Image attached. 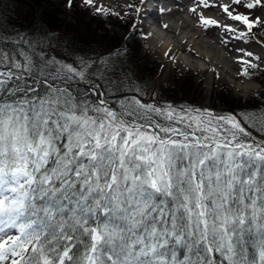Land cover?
<instances>
[{"label":"snow or ice","instance_id":"6c2138e0","mask_svg":"<svg viewBox=\"0 0 264 264\" xmlns=\"http://www.w3.org/2000/svg\"><path fill=\"white\" fill-rule=\"evenodd\" d=\"M64 2L122 20L133 13L143 19L151 0L122 11L97 0ZM216 7L232 23L198 11ZM254 10L264 13V0H193L188 8L205 32L225 34L222 44L264 46V15ZM170 11L156 9L160 16ZM234 51L233 79H259L264 58ZM18 55L22 61L0 52V264H213L215 252L243 264L238 237L245 225L260 230L264 259V139L249 131L259 117L145 103L140 87L117 101L118 113L105 100L93 105L69 93L72 77L97 74L91 64L56 62L49 72L45 62ZM164 55L177 62L171 47ZM210 71L222 78L216 67ZM249 98L264 101V92Z\"/></svg>","mask_w":264,"mask_h":264},{"label":"trees","instance_id":"16d2710c","mask_svg":"<svg viewBox=\"0 0 264 264\" xmlns=\"http://www.w3.org/2000/svg\"><path fill=\"white\" fill-rule=\"evenodd\" d=\"M79 8V5L73 9L66 8L64 0H0V52L6 51L11 58H19V50L28 48L29 52L30 47L37 51L44 50V43L56 37L57 42H64L60 47L66 48L71 55L72 53L79 55L83 62L90 57L110 53L108 62L112 65L104 69L99 66L102 63L96 65L99 67L96 68L98 71L94 76V82L101 85L98 89L101 97L112 101L122 110V106L117 101L134 96L131 93L133 86H130L128 81L136 76L132 70L134 68L132 61L134 49L137 48L139 41L132 34L130 23L125 26L113 20L114 17L111 16L99 17V22L94 19L87 22L85 16L78 14ZM94 25L98 27L93 29ZM99 31L104 32L100 34L102 36L99 37L100 39L97 38ZM110 32L113 34L111 37L108 35ZM41 39L43 45H40ZM107 40L112 42L107 44ZM123 42L127 44L128 49L123 56L117 55V57L125 62L115 64L114 57L118 51L121 52L119 47ZM58 55V52L50 49L45 60H40L36 53H32V58L37 62H45L46 71L51 72L56 67V62H59ZM51 57H55V60H50ZM74 81L80 82L79 78L72 77L66 83ZM81 84L70 85L69 93L74 97L87 99L88 103L93 105L97 104L94 94L83 85L84 83ZM228 107L230 108L226 104L222 106L226 108L224 111H227ZM259 110L260 108L255 109V111ZM238 239L243 246V264H264V259L260 256L261 232L255 225H245ZM210 259L213 264H230L226 254L221 252H215Z\"/></svg>","mask_w":264,"mask_h":264},{"label":"rangeland","instance_id":"374dc122","mask_svg":"<svg viewBox=\"0 0 264 264\" xmlns=\"http://www.w3.org/2000/svg\"><path fill=\"white\" fill-rule=\"evenodd\" d=\"M188 0H183V2H187ZM192 1V0H191ZM137 0H97V3H103L105 6L111 7L115 10L122 11V7L126 3H137ZM79 5V4H78ZM79 12L82 17L85 16V20L88 22H91V19H94L95 21H100L99 16H94L88 11H86L82 6L79 5ZM236 7V6H233ZM203 9H201L202 11ZM207 14L213 13L214 10L208 9L204 10ZM238 11L244 12L245 9L240 7L238 8ZM149 14L145 10L143 13V19L136 18L135 13L132 14V16H124L123 19H118L116 17L113 18V20H116L120 24L128 25L130 23V28L135 34V38L141 40V43L137 44V48L134 49V59L132 63L134 64V68H132L133 72L136 73V76L131 81L129 80L130 86L132 85L134 87H140L145 90V94H142L139 98L143 100L145 103H153L158 102L160 105H166V104H172L177 109L184 107H192V108H208L213 110L217 114H228L230 112H248L253 116L254 119L259 117L257 121V125L255 128H249V131L252 132V136L255 139H264V131H261L260 128L262 125H264V115H262L259 111H255L257 108H264V103L259 100L250 99V94L253 92H264V72L260 74V78L257 79L255 82L244 80L243 82H238L233 79L236 71L238 70L239 65L236 64L235 67H232L229 63H225L223 60L217 59L220 62L215 63L213 67H216L217 71L221 73V79L216 80L213 73L210 71V68L212 66L207 64H203L202 61L193 60L188 57L186 53H184L182 56L186 59V61L178 60L177 62H171V60L166 59L164 62L162 58L155 53V49L150 47L149 45V38L147 40L143 39V34L147 33L146 26L144 25V15ZM188 20L193 23V25H196V19L195 17H192L191 15H188L189 12L185 11L183 13ZM255 15H264V13H261L259 10H254ZM159 16V14H157ZM103 17V18H108ZM112 17V16H111ZM224 23H232L231 21L227 20L226 16L222 17ZM138 21V30L133 28V20ZM172 23H174L172 21ZM175 26H178V24H175ZM97 25L93 26V29ZM98 27V26H97ZM163 33L164 30L161 29V27H158ZM215 33H218L217 35H220L223 37L225 34L218 29H212ZM166 35L161 34L163 37L169 38L173 41H175L176 37L178 35L184 36L187 35V31L178 30V34L169 32L165 30ZM104 34L103 31H99L97 33V38L100 34ZM109 37H111L113 34L110 32ZM220 37V39H222ZM49 39V38H48ZM137 39V41H138ZM58 38L54 37L53 40L48 41L47 43H44L41 39V44L44 47V50H38L35 48L29 49L24 48L22 50H19L18 53L25 52L32 56V53H36V55L39 56L40 60H45L47 58V53H49V50L51 49L53 52H58L59 62L66 61V63L73 64L74 66L83 67V60L82 58L75 54L68 53L66 48L60 47V44H64L63 41H58ZM190 41V39H189ZM112 42V41H111ZM109 40H107V44L111 43ZM123 48L120 50L125 49V45L122 43ZM228 46H231L228 48ZM242 46H248L251 50L256 49L260 50L262 53H264V46L258 45V44H244L243 42L239 41H231L229 45H221L223 49V53L228 56H237L239 53L234 51V48H241ZM125 51H121V54L118 56H123ZM177 53L180 56V52L177 51ZM177 54V55H178ZM110 53H104L103 55H100L99 57H90L87 61H85L88 64H91L93 68H98L99 66H102V68H106L107 66L112 65L110 62H108ZM115 58V64H121L124 63L125 60H120L117 57ZM264 58V57H262ZM13 60L21 59L23 60L22 56H19V58H12ZM50 60H55V57H51ZM107 60L106 64H100L101 61ZM78 63V64H76ZM100 64L99 66H96ZM81 65V66H80ZM199 66V68H197ZM203 67V68H201ZM201 68V69H200ZM224 68L226 70H224ZM90 71V70H89ZM132 73V71H131ZM134 75V74H133ZM130 77V76H127ZM94 76L85 78V81H81L80 83H84L87 85H90L91 82H94ZM98 81V80H97ZM232 85H235L237 89L241 91V93L245 96V99L242 101H238L236 97V93L232 90ZM94 91V90H93ZM95 93V92H94ZM131 93H133L134 96L137 95L136 92L131 90ZM154 96V99H153ZM223 104H226L230 106L229 109L226 110V108H222ZM107 106H111L110 104H107ZM168 123L167 121H163Z\"/></svg>","mask_w":264,"mask_h":264},{"label":"bare ground","instance_id":"6f19581e","mask_svg":"<svg viewBox=\"0 0 264 264\" xmlns=\"http://www.w3.org/2000/svg\"><path fill=\"white\" fill-rule=\"evenodd\" d=\"M230 0H214V2L219 5V4H227L226 2H229ZM181 3V2H180ZM172 6H170L168 9L174 10L175 8L180 7V10L172 11L171 17L175 19L177 22L178 26L175 25H169V29H167V33L172 32L178 34V30L187 31L188 34L184 36L178 35L175 39V41L169 39V38H164L161 39H154L150 41V46L155 49L156 55L160 56L162 60L165 62L167 57H165L164 52L168 50V48L173 49V55H175L178 58V52H185L190 59L193 60H198L202 61L203 64H207V68L210 66H214L217 59L223 60L225 63H229L232 67H235L236 64L234 63V58L236 56H226L221 49V45H225L221 43L220 35H217L218 33H215L213 30H210L209 32H205L203 28L198 26V23H196L197 27L191 23L190 20L183 14V11L189 12L190 15L194 16L193 13L188 11V8L193 6V0H188L185 3H182L181 6H176L174 5L173 2H171ZM211 10H216V12L207 14L206 11H204L205 16H211L216 19H218V16L222 15V12L220 8H210ZM198 11H201V9H198ZM196 19V17H195ZM197 22V19H196ZM223 38V37H221ZM190 39V41H189ZM186 42V43H184ZM254 44V43H252ZM229 45V44H228ZM231 46H228L230 48ZM193 49V52H188L186 49ZM241 48H246L250 51L255 52L257 55H260L261 57H264V53H262L260 50L256 49H250L248 46H242ZM264 50V49H263ZM182 58H178V60H181ZM172 62V61H171ZM220 61L218 60L217 63ZM199 68V66L197 67ZM203 68V67H201ZM200 68V69H201ZM224 70H226L224 68Z\"/></svg>","mask_w":264,"mask_h":264}]
</instances>
